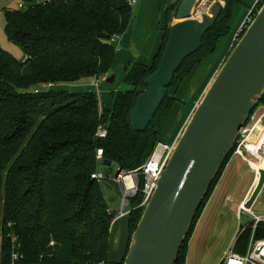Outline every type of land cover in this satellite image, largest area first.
Returning a JSON list of instances; mask_svg holds the SVG:
<instances>
[{
    "label": "trees",
    "instance_id": "1",
    "mask_svg": "<svg viewBox=\"0 0 264 264\" xmlns=\"http://www.w3.org/2000/svg\"><path fill=\"white\" fill-rule=\"evenodd\" d=\"M237 1L226 0L200 48L176 71L145 131L133 129L131 113L138 96L147 91L145 79L160 65L182 1L167 6L158 52L151 64H131L124 79L129 87L112 92L110 108L101 105L95 90L70 92L57 85L111 73L116 58L112 39L119 38L133 18L127 0H19L23 7L5 10L6 33L26 57L18 59L0 47L2 262L14 252L23 255V264L111 262L117 221L112 224L116 213L108 211L99 179L92 177L101 161L97 149H104L103 162L111 161L127 172L147 162L160 141L161 122L177 101L171 92L181 89L195 67L216 50L219 38L229 33ZM263 2L259 0L254 15ZM261 105L264 96L251 115ZM101 125L107 129L105 137L96 135ZM235 148L236 144L215 177L176 264H185L188 240ZM143 199L141 191L130 198V212L123 217L128 220L127 247L115 264H124L145 208ZM250 235L248 227L236 243L237 251L246 249Z\"/></svg>",
    "mask_w": 264,
    "mask_h": 264
},
{
    "label": "water",
    "instance_id": "2",
    "mask_svg": "<svg viewBox=\"0 0 264 264\" xmlns=\"http://www.w3.org/2000/svg\"><path fill=\"white\" fill-rule=\"evenodd\" d=\"M201 0H183L171 24L160 65L145 79L131 113L135 131H145L183 61L196 52L217 20L213 2L195 16ZM114 75L108 77L113 82ZM264 96V2L236 41L175 141L166 169L132 233L124 264H176L194 220L240 131ZM108 166L111 161H104ZM123 169L118 167L117 175ZM116 175V176H117ZM264 187V169L245 201L251 208ZM117 241V237H116ZM115 241V242H116Z\"/></svg>",
    "mask_w": 264,
    "mask_h": 264
},
{
    "label": "rangeland",
    "instance_id": "3",
    "mask_svg": "<svg viewBox=\"0 0 264 264\" xmlns=\"http://www.w3.org/2000/svg\"><path fill=\"white\" fill-rule=\"evenodd\" d=\"M155 1L157 2L158 15L161 10L164 12L167 5L171 3L169 0L168 2L166 0ZM16 7H19V0H0V47L18 59H24L26 55L23 49L17 43L11 41L6 33L5 10L7 8L14 9ZM137 9L138 5L133 6V20H135L137 15ZM157 21H149L148 23L147 21H143L142 23L136 22L138 24L137 27L140 29V33L135 35L130 34L128 42L125 43L124 41L121 43L122 49L120 55L111 71L112 73L108 76L114 75L115 79L113 82H108L107 80H105V82L99 81V87H97L95 84H92L93 79L90 81L91 78H86L83 81L74 83V85L62 84L57 85V87L59 86L58 88L67 89L70 92H83L92 88L98 93L101 105L109 108L112 107V91L124 90L129 87L124 78L131 64L139 60L146 63L150 62V51H146L144 46H146L145 41L147 40L154 45L156 36L160 31ZM133 25L135 27V24ZM226 39H228V36H224L219 41L217 50L209 55L205 63L202 64H208V69L197 73L192 79H190V75L188 78L190 83L187 81L184 87L182 85L183 89H179L177 93L174 91L171 92L172 96L175 95L177 101L174 103L168 116L161 122L160 141L165 143H173L175 141L174 139L181 131L190 108L194 105L199 95L203 93L205 86L213 76L210 72L212 66V69H214L217 65L216 63L219 61L222 62L227 56L228 49L225 48ZM153 45H151L152 48ZM92 78L98 79L99 77L94 76ZM183 99H186V103L183 105L182 109L185 111L175 114L173 111L174 108L177 107L179 101H184ZM169 140L170 142H168ZM239 160L236 161L239 164L235 166L233 163L234 157L231 156L220 175L188 240L185 251V264H220L225 252L228 251L236 241L237 233L240 228L248 226L252 221L253 216L249 212L246 210L240 211V216L237 210L244 198L245 191L247 190L248 192L253 188L256 176L255 173L250 170L246 162L242 160H240V162ZM97 168L100 172L105 173V178L99 180V185L103 190L106 203L116 210L115 213L117 217L122 198L121 187L119 183L115 181L118 166L116 164L108 166L101 160L98 162ZM129 208L130 206L128 209ZM251 208L255 214L264 215V187ZM121 219L117 221L114 227L112 242H114L115 245L116 237L119 236V233H117L119 230L118 227L121 224L123 226L122 232L125 233L126 238L120 254L117 256L115 252H112L110 256L111 262L109 264H115L113 261H121L127 247L129 231L125 227H127L128 220L127 218Z\"/></svg>",
    "mask_w": 264,
    "mask_h": 264
},
{
    "label": "built area",
    "instance_id": "4",
    "mask_svg": "<svg viewBox=\"0 0 264 264\" xmlns=\"http://www.w3.org/2000/svg\"><path fill=\"white\" fill-rule=\"evenodd\" d=\"M217 1H219L222 6H225V0ZM127 2L131 6H134L135 4H137L138 0H127ZM211 3V0H201L197 10L195 11V16L201 17V15L203 14V11H201V9L207 10ZM19 6L23 7L21 3ZM254 16L255 15L253 14V10H251L241 26L236 41L240 38L242 32L245 31L247 26L252 22ZM112 41H114V39H112ZM107 79L108 76L103 75L98 79H95L94 84L98 86L99 81H105ZM49 86L52 85L50 84ZM250 119V123L245 124L240 131L234 153L241 155L252 167L256 176V183L259 177V171L253 167V162L259 163L264 160V105H261L250 116ZM257 128L259 129V131L257 135L252 138V134ZM106 134L107 129L102 125L99 126L96 135L98 137H105ZM174 145L175 142L165 143L163 141H159L146 163L128 172L123 170L115 177V181L118 182L121 187L122 198L120 202L119 214L113 219L112 224L129 214L130 208L128 209V207L130 198L135 196L139 191H141L144 196L141 205L145 206L147 204L155 189L157 188L159 180L161 179L162 174L166 169L167 162L173 151ZM103 155L104 149L102 147H99L97 149V158L99 160H102ZM92 177L99 180L104 179L105 173L97 171L92 174ZM141 177L143 178L142 185L140 184ZM128 180L131 181L130 184H128ZM244 203L245 202L240 204L238 208V214L241 216L240 211L246 210L253 216V219L248 226L240 228L237 233L236 241L234 242L233 246L225 252L224 257L220 262L221 264H264V215L255 214L252 208H246ZM108 211L116 212V210H114L112 207H109ZM248 227H250L251 235L246 249L241 252L237 251L236 243ZM1 244L2 240L0 238V246ZM51 244H54V242H51ZM22 258V254L14 252L11 259L7 262H2L0 257V264H23V262L21 261Z\"/></svg>",
    "mask_w": 264,
    "mask_h": 264
},
{
    "label": "crops",
    "instance_id": "5",
    "mask_svg": "<svg viewBox=\"0 0 264 264\" xmlns=\"http://www.w3.org/2000/svg\"><path fill=\"white\" fill-rule=\"evenodd\" d=\"M166 1L168 2V0H166ZM169 1H171V3L168 4L167 6H169L171 4H174V3L181 2L183 0H169ZM215 1H217V0H213L211 2L213 3ZM258 2H259V0H238L237 2L234 3V5H233V14H232L231 20L229 22V33L224 35V36H228V39L225 40V48L228 49L227 55L230 53L231 49L233 48L234 44L236 43V38L238 37V33H239L240 29H241V26H242L244 20L246 19V16H248L247 13L249 11L253 10ZM225 4H226V0H225ZM136 5H138V9H137V15L135 17V20H133V18H132L131 23L129 25L130 27L119 38H116V39H114V41H112V44L116 48V58H115V62H114L113 67L115 66L116 60L118 59V57L120 55V52H121V49H122L121 43H123L124 41H125V43H127L130 34H134L135 35V34H139L140 33V29L137 27L138 24L136 22L142 23L143 21H147V23H148L149 21H157V19H158L157 22H158V26H159V29H160V31L158 32V34L156 36V40H155L154 45L152 43H150L148 40L145 41L146 42L145 43L146 46H144V49L146 51H150V56H149L150 57V62L146 63L144 61L139 60L140 62H143V63H146V64H150L152 62V60H153V57L158 52V50H159V48H160V46L162 44L163 35H164V27L166 25V8L167 7L165 8L164 12H162V10H161L159 15H158V13H157V2L155 0H139L137 2V4H135L134 6H136ZM175 21H178L177 14H175L173 16L172 23L175 22ZM133 24H135V27H134ZM224 36L219 38L218 43H217V47H218L219 41ZM151 45H153V48L151 47ZM216 50H217V48H216ZM207 57H209V56H207ZM207 57L204 59V61L201 64H198L195 67L193 73L191 74V77L189 76L190 79H192L197 73H199L201 71H204L205 69H208V64L207 65H202L208 59ZM225 58L223 59V61L225 60ZM223 61L222 62L221 61L217 62L216 63L217 65H216V67L214 69H212L213 68V66H212V68L210 70L211 75H213L212 78L214 77L215 73L217 72V70L219 69V67L223 63ZM136 62H138V61H136ZM109 75H110V73H109ZM109 75H107V76H109ZM189 77H187L186 80L184 81L183 87L187 83ZM212 78L209 80L208 84L205 86L204 91L206 90L207 86L211 82ZM83 80H81V81H83ZM91 80L93 81L92 84H94L95 79L91 78L90 81ZM102 82H105V81H102ZM188 82L190 83V81H188ZM72 85H74V84H72ZM97 87H99V85ZM183 87L181 88V90L183 89ZM89 90H93V89L89 88ZM113 91H115V90H113ZM204 91H203V93H204ZM203 93H201L199 95V97L197 98V100L194 103V105L190 108L188 116L185 118V122L183 124V127H184L186 121L188 120V118L190 117L191 113L193 112L197 102L199 101V99L201 98ZM111 96H112V93H111ZM183 100L184 101H182V102L179 101V103H177L179 106L177 105V107L174 108L173 111L175 112V114H178L180 112L183 113L185 111V110H182V109H183V105L186 103V101H185L186 99H183ZM106 103L109 104L108 102H106ZM106 108H109V107H106ZM180 132H179L178 136L180 135ZM178 136L174 139L175 141L177 140ZM168 142H170V140ZM233 157H234L233 163H234L235 166H237V164H239L236 161L240 159V160L246 162L248 167L250 168V170L254 173V170L252 169V167L248 164V162L241 155L234 153ZM255 180H256V178H255ZM253 188H254V186H253ZM252 189H250L248 192H247V190L245 191L244 198H243L241 203L246 201V199L249 196V194L251 193ZM240 204H239V206H240ZM239 206H238V208H239ZM122 227H123L122 224L118 227L119 230H118L117 233H119V236H117V241L115 242V245H113V251L112 252H115L117 256H118V254H120V252L122 250V247L124 245L125 238H126L125 233L122 232ZM112 252H111V254H112Z\"/></svg>",
    "mask_w": 264,
    "mask_h": 264
},
{
    "label": "bare ground",
    "instance_id": "6",
    "mask_svg": "<svg viewBox=\"0 0 264 264\" xmlns=\"http://www.w3.org/2000/svg\"><path fill=\"white\" fill-rule=\"evenodd\" d=\"M258 129V128H257ZM255 130L254 131V133L252 134V138H254L256 135H257V133H258V131H259V129L258 130ZM253 167L256 169V170H260L261 168H263L264 169V160H262L261 162H259V163H257V162H253ZM131 183V181L130 180H128V184H130Z\"/></svg>",
    "mask_w": 264,
    "mask_h": 264
}]
</instances>
